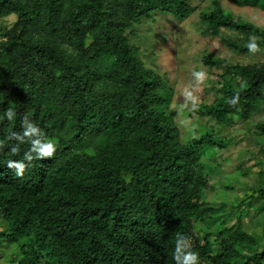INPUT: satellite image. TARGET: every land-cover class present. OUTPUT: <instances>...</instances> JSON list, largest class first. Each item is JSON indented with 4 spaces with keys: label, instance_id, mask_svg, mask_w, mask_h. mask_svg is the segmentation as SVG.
Listing matches in <instances>:
<instances>
[{
    "label": "trees",
    "instance_id": "trees-1",
    "mask_svg": "<svg viewBox=\"0 0 264 264\" xmlns=\"http://www.w3.org/2000/svg\"><path fill=\"white\" fill-rule=\"evenodd\" d=\"M231 1L264 13V0ZM196 9L193 0H0V113L17 112L0 121V142L26 113L57 142L23 177L0 163L5 264H174L176 232L191 237L200 264H264V225L242 220L253 210L264 222V119H254L264 111V60L201 51L215 94L195 111L173 107L174 87L153 65L171 28L163 23ZM199 14L203 33H237L223 37L230 49L264 47V26L221 0ZM203 116L209 122H197ZM251 118L258 154L232 176L228 133Z\"/></svg>",
    "mask_w": 264,
    "mask_h": 264
},
{
    "label": "rangeland",
    "instance_id": "rangeland-1",
    "mask_svg": "<svg viewBox=\"0 0 264 264\" xmlns=\"http://www.w3.org/2000/svg\"><path fill=\"white\" fill-rule=\"evenodd\" d=\"M208 0H193V3L197 6L194 13L188 18L178 22H164V26H169L165 33L160 37V43L162 48L160 59L158 62H153V65L162 70L163 73L170 79L173 87V107L184 108L190 111H195L202 101L211 102L214 98L215 91H212L211 83L215 81L214 74L212 73L215 68L208 67L201 61V51H207L208 53L215 52L217 57L226 58L231 62H245L252 63L255 61L264 60V47L252 53L242 54L234 51L226 46L223 42V37L236 36L237 33L234 30L222 28L221 30L215 29L212 34H206L199 28L200 23H204L200 18V9L207 4ZM224 7H229L235 14H239L249 19L252 22H257L264 26V13L262 14L260 9H254V11L244 10L241 6L234 4L231 0H221ZM6 19L7 24L14 20V16L11 15ZM200 20V21H199ZM173 30L172 33L170 31ZM140 35L143 37L145 29H140ZM170 41V43H167ZM170 45V46H169ZM207 53V54H208ZM226 69V67H222ZM194 72H202L203 76L198 80L193 76ZM183 118L187 124L195 122L194 115L183 116L179 113L177 116ZM254 119H264V111L255 113ZM197 122H209L207 117L203 116L200 119H196ZM255 122L253 118L249 121L235 120L232 123L233 130L228 134L232 136L229 141L228 147L225 148V156L227 161L224 163L226 172L232 176L237 174L236 163L242 161L241 159H249L252 154H258L259 145L256 144V140L247 134L248 130L255 129ZM237 130V131H236ZM241 131V132H238ZM259 142L263 141V138L258 139ZM252 159H249L247 165L252 164ZM256 170L257 166L253 167ZM208 171V170H207ZM220 174L213 177L212 183L218 182ZM248 179V183L254 178L253 173L245 177ZM230 182V180H229ZM212 191V190H211ZM212 193V192H211ZM209 191V196H211ZM253 210L244 216L243 222L248 228H255L259 231L263 227L264 222L260 221V215L252 213ZM6 243L3 242V245ZM0 262L5 264L3 257H0Z\"/></svg>",
    "mask_w": 264,
    "mask_h": 264
},
{
    "label": "clouds",
    "instance_id": "clouds-1",
    "mask_svg": "<svg viewBox=\"0 0 264 264\" xmlns=\"http://www.w3.org/2000/svg\"><path fill=\"white\" fill-rule=\"evenodd\" d=\"M247 47L249 51H254L257 45L252 40ZM193 76L199 80L203 73L194 72ZM16 118L17 112L13 107H7L0 113V121ZM7 137V142H0V150L6 148L10 158L0 163L12 169L14 177H23L26 170L33 166V161L53 157L57 150L55 139L46 136L45 130L30 113L20 117L19 129L8 131ZM171 258L174 264H200V256L193 249L191 237L182 232L175 233Z\"/></svg>",
    "mask_w": 264,
    "mask_h": 264
}]
</instances>
